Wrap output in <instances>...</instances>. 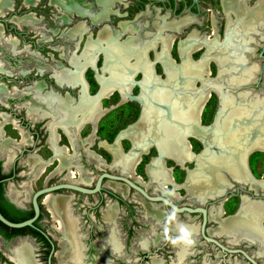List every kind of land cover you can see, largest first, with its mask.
Wrapping results in <instances>:
<instances>
[{
    "label": "flooded vegetation",
    "instance_id": "1",
    "mask_svg": "<svg viewBox=\"0 0 264 264\" xmlns=\"http://www.w3.org/2000/svg\"><path fill=\"white\" fill-rule=\"evenodd\" d=\"M229 2L235 4H238L239 2L240 5H245L247 0H228V3ZM258 2L259 0H254L251 5L246 4V7L253 6ZM263 2L264 0L262 3ZM214 3L215 0H0V104L3 106L0 109L8 112L11 119L14 121V126L12 128L15 129L19 135L18 142H25L26 139H28L26 141L31 142L29 149H22L20 151L19 156L17 157V162L16 160L13 161V165L19 164L20 161L22 165L28 166L25 164V159L29 155L36 154H28L23 159H20V157L23 151H30V149L36 150L33 145L39 141V137L43 136L40 134L39 130L44 128L47 135L44 142L51 153V158L46 164H44L45 162L38 163L37 167L42 165L46 166L56 162L52 170L45 174V179L49 175L55 173V170L57 172L66 168L67 170L66 173H64V177L67 181L65 182H75L70 178L68 171L70 160L66 157H69L70 155L63 150L64 146H61L58 143L60 141V135H62L66 138L68 146L72 145L73 148L76 146L80 147V145L85 146L82 143V139L86 138L92 131L91 124L84 123L83 127L85 125L89 126L88 133L84 137H77V134L83 128L82 126L80 129L78 128L80 119H78L79 121L75 119V122L73 123H70L69 120L82 115V108L78 106L80 98L91 97L94 100L98 99L96 94L100 92V83L97 80L96 74L101 73L104 63V51L107 49L98 47L90 50L89 53H85L86 44L94 43L98 38L99 31L103 28H106L109 36H112L116 41H126L130 35V31H128L126 27H128L127 25H130V27H136L137 30L136 33H133L136 35L131 39L132 42L130 40L128 41L131 42V46L139 45L142 47L143 45H146L153 38L155 27L152 23L154 21L149 22L147 23V26H144L153 29L152 33H150L144 30L139 32L141 29L140 26L137 25L136 20L142 14L143 16L148 17L151 10L163 11L164 14L168 13L177 17L176 19L166 21L179 20L181 19V16L186 13L187 15L182 16V18H192L190 24H194L196 27V29H194L199 34H201L199 30L203 28L199 26V23L201 22L200 20H203V14L207 11L206 27L209 31L207 34H210L212 16L215 17L214 11H211ZM217 3L220 7V12L223 15V18L227 20L228 15L224 12L222 0H217ZM204 6L210 8H204ZM228 12L231 19L235 18V15L233 16L231 11ZM262 17L264 18V14ZM161 19H165V16H160L155 21H161ZM120 22L124 24V27L120 26ZM183 28L186 27L182 26L181 29ZM72 29L73 32L71 31ZM168 31L176 32L170 29ZM179 33L180 32H178V34ZM263 43L258 51L260 57L264 56ZM144 48L145 46L141 49L144 50ZM149 52H151V50ZM128 60V62L132 61L133 57L128 56ZM31 61L33 62L31 63ZM87 71H91L92 80L97 88L93 92H89L90 85L85 77ZM104 75H106V73ZM133 76L129 79L131 83L136 80H141V78L134 79ZM71 78H74V81L69 82V79ZM257 81L260 82V79ZM83 84L87 89H84ZM134 86H136V84H134ZM13 94L18 95V97ZM101 99L105 98L102 97ZM116 102L118 103V100ZM14 103H20L21 106L23 105V116H17L13 112L11 106L15 105ZM117 105L118 104L115 106ZM115 106L112 105L107 107L105 112L115 108ZM102 107L104 108V106ZM213 113L210 115L209 120L212 118ZM27 116L29 118L32 116L31 118L34 119L43 117L46 118V121L41 125H35L37 131L32 129V126L34 125H30V123L26 121ZM54 128L59 130V133H57ZM119 129H117L113 135ZM20 131L21 133H19ZM96 132L97 126L95 133ZM96 137L98 138L97 135ZM112 137L108 140L109 142H111ZM189 140L192 141L193 139ZM122 141L121 148L125 150L127 147L124 148L122 146ZM97 143L98 141L93 144L98 146ZM50 144H53L54 146H50ZM191 147L193 151L200 149V145L199 148H194L193 145H191ZM57 148H60V153H58V155L65 159L62 166L58 163ZM153 148H149L147 153L141 156L140 163L138 164L141 165V171L145 178V180H142L143 184L138 182L135 178V176H138L142 179L140 175L136 174L135 169L138 165L135 166L132 175H125L123 173L121 175L126 176L131 181L140 185V187L144 188L149 195H162L175 206H187L191 208L200 207L205 209V221L203 225L204 235L217 240L227 248L242 249L258 263L264 264V249L257 241H248L244 237H241L235 242H230L229 237L219 229L222 222L234 221L236 219L235 215L239 205L240 196L244 195L249 199L264 202L263 191L258 186L254 187L247 183L237 182L223 173L226 188L214 197H207L202 201H198L194 197L187 195L186 192L182 190L183 188L179 187L184 178V169L191 168L192 164L184 163L183 166H177L169 160H164V165L170 168L172 180L178 187H173V184L170 183L165 186L166 190H163L162 188L164 187H162L161 184L149 180L145 175L146 173H144V165L146 161H150V159L157 154ZM67 150H69L68 147ZM254 152L264 154V152L260 151ZM86 153L89 155L88 151H86ZM89 156L93 157L91 155ZM248 157L246 165L249 174L254 178L264 177V168L260 169L259 177L253 175V172L249 168ZM39 161L40 158H37L33 165H36ZM98 161L101 162V160ZM111 162L112 160L108 162V164L110 165ZM37 167L34 170V177L36 175V170L38 169ZM114 168L116 169V172L107 169L97 172L96 176L101 172L114 174L121 173L117 170L118 168H116V166H114ZM173 170H179L181 172L182 175L179 179L174 174L175 172ZM44 172L45 170L43 173ZM43 173H40L39 176ZM15 174L14 168L5 170L4 165L0 161V183H2L3 186L1 195L6 203L12 205L15 209L27 211L28 215L26 218H28L32 215L30 202H28V205L26 206L23 203L18 202V200L12 197L9 193V190H11V184H9V181L13 179ZM96 176L90 186H80L87 188L93 187ZM77 178H81L83 181L76 182H88V179L86 178ZM56 183L63 182L46 183V185ZM107 183L112 184L113 187L107 185ZM46 185L44 182L40 187ZM145 185L148 188L144 187ZM64 190L69 189L57 190L55 196H63L64 194L60 192ZM152 190H156V193ZM46 195H40L37 198L39 213L37 218L33 221L34 227L26 226L18 228V231L14 234L9 230H3L0 232V264H139L146 259L153 264L166 262L167 264H182L187 260V257L192 254L195 256V259L202 261L201 257L203 258L207 255L204 254L203 251H207L208 248L213 252L212 257L214 263H248L240 253L222 252L213 242L205 241L203 239L200 234V225L202 222V214L200 211L192 213L185 211L178 212L177 220L169 222L166 219L172 210L169 206L159 202H150L133 188L120 181H113L107 178H102L100 190L98 192L88 194L97 196V211L103 218L99 226H95L96 240L94 242L89 239L86 245L83 243L82 235L79 232L80 223H78L77 219L72 214L68 204V197L64 195L67 197L65 204V207H67L66 213L70 218L73 217V226L68 227L65 225L66 247L62 254V259H59L57 254L62 251L59 242L63 235L58 230L56 221L51 217L50 212L43 204V198ZM132 196H138V198L143 199L141 212L144 214L143 225H146L147 228L143 229L145 231L139 242H135V234L133 233L136 220L133 216L134 205L129 201V198ZM131 201L139 203L133 199H131ZM152 205H157L158 207H153ZM212 205H219L221 207V213H214L210 216V212L208 213V211ZM109 206H114L116 212H114L109 218H106L104 210ZM42 209L47 212L49 221L55 223L54 226L48 224L47 227L58 234V240L48 232L44 224H41L43 218ZM180 222H183V224L188 225L193 229V238L196 240L194 246L186 247L179 244L173 245L171 243V238L178 235V229L181 227ZM92 226L90 230L92 229ZM260 226L264 228V219L260 221ZM166 229L167 232L165 231ZM89 236L91 237L90 233ZM164 247H169L172 255L164 254L162 252ZM22 248L26 251V260L19 253ZM180 251H183L182 255L180 254ZM93 252H95V254H93ZM201 254L204 255L201 256ZM64 255L66 256L65 258ZM203 263L207 264L205 261L201 262V264Z\"/></svg>",
    "mask_w": 264,
    "mask_h": 264
},
{
    "label": "bare ground",
    "instance_id": "2",
    "mask_svg": "<svg viewBox=\"0 0 264 264\" xmlns=\"http://www.w3.org/2000/svg\"><path fill=\"white\" fill-rule=\"evenodd\" d=\"M262 1L259 0L253 6L246 7V4L241 3L242 5H240L239 2L235 4L233 2L228 3V0H222L224 12L228 15L224 39L222 40L216 33L214 16L211 20L212 35H201L193 29L184 40L179 39L178 41L177 36L173 33L178 34V32H181L182 26L189 25L192 18H182L181 16L179 20L168 22L162 20L163 23L154 22L155 32L153 38L149 43L142 46H145L144 50L139 45L131 46V39L134 37L131 33L137 31L134 26L127 25L126 28L130 31V35L126 41L122 42L109 36L106 28L100 29L97 40L94 43H87L84 51L89 53L94 48H107L104 51V63L101 73L96 74L100 83V92L96 94L98 99L80 98L78 106L82 108V118L80 115V118L76 115L77 117L69 120L70 123H73L75 119H80L79 129L81 126L83 127L84 123L91 124L92 131L82 140L84 145L90 146L98 141V147L112 156L111 165L116 166L117 170L121 172L120 174L125 175H132L135 166L140 163L141 156L145 155L149 148L154 147L157 154L146 165V173L149 180L161 184L164 187L163 190H166L165 186L170 183L173 184V187H178L172 180L170 168L164 165V160L170 159L178 166H183L186 161L192 162L193 167L191 169L185 168L186 174L179 187L184 188L187 195L198 201H202L207 197H214L226 188L223 173L237 182L242 181L258 186L264 193V177L261 179L252 177L245 166L247 157L252 152H264V112L262 111L264 100L259 99V95L253 94L247 89L230 93L221 91L219 88L224 85L231 88L244 85L251 81L255 70H257V66L254 63H248L244 55L243 69L252 66L256 69L244 71L238 61L241 53L245 54L248 51L247 45L251 40L250 34L259 32L262 27L260 24L264 23L262 17L264 2L262 3ZM228 11H231L235 18L231 19ZM119 24L124 27L123 23L120 22ZM169 29L176 32L167 33L166 31ZM71 31L73 32V29ZM259 35L264 40V34L261 31ZM129 40L131 42H128ZM176 44L180 62L175 61L170 54L171 47H175ZM150 50L154 52V60L149 56ZM200 50L203 51L200 59L193 60L192 54ZM128 56L133 57V60L128 62ZM210 59L216 63L218 69L228 71L232 74V77L226 81L229 73L218 72L217 76L208 78L207 76L211 75ZM157 63L161 64L166 76L160 88H154V84L157 83L154 67ZM233 66H237V69H234ZM120 67L128 68L126 76L119 75ZM138 71L142 73V79L138 80V84L135 83L137 80L131 83L129 79L136 75ZM105 73L113 77V80L105 81ZM74 78L69 79V82L74 81ZM197 80L200 83L199 87L194 84ZM262 81L264 87V79ZM217 82L220 85L217 86L215 84ZM134 84L141 88L137 94H132ZM211 90L218 93L220 106L214 120L205 125L202 124L201 113L210 97ZM116 92L120 94V103L132 100L137 102L141 108L137 119L132 124L120 129L114 141L109 142L97 138L95 131L99 119L107 110L102 107L101 98L107 99ZM189 136L197 137L202 142L203 147L200 151L196 153L192 151L188 140ZM124 138L130 141L127 152H123L121 148V140ZM53 144H50V146H54ZM57 149L58 163L62 166L65 159L58 155L60 148ZM63 150L68 154L66 147H63ZM90 151H88L89 155L101 160ZM37 158H39L37 155H29L25 159V164L32 167ZM66 158L70 160L69 157ZM44 167L45 165L37 167L35 177L43 173ZM68 171L72 180L75 182L83 181L75 176L74 171L70 169ZM135 178L143 184L140 177L135 176ZM107 185L113 187L110 183H107ZM159 188L161 189L160 186ZM66 199L67 197L64 195L55 196L51 194L43 198L44 206L56 221L58 230L63 235L59 242L62 247V251L57 254L59 259H62L66 247L65 225L68 227L73 226V217L70 218L66 213ZM114 212H116V209L113 206L104 210L106 218L112 216ZM208 213L210 216L214 213L219 214L221 213V207L212 205ZM235 216L234 221H225L219 226L223 233L229 238L231 237L230 242H235L244 237L248 241H257L264 249V228L260 226V221L264 219V202L242 196L241 204L237 208ZM20 251L19 253L26 260L25 249L22 248ZM180 254L182 255L183 251Z\"/></svg>",
    "mask_w": 264,
    "mask_h": 264
},
{
    "label": "rangeland",
    "instance_id": "3",
    "mask_svg": "<svg viewBox=\"0 0 264 264\" xmlns=\"http://www.w3.org/2000/svg\"><path fill=\"white\" fill-rule=\"evenodd\" d=\"M253 2H254V0H247L246 4L251 5ZM204 8H210V7L204 6ZM211 11H214V15H215L216 33H217L218 37L220 38V40H222V39H224L226 20H224L223 15L220 12V7L217 3V0H215V3L213 4ZM204 13L205 14H203V20H200L201 22L199 23V26L203 27L202 29L199 30L201 35L207 34L209 32L208 28L206 27L207 26L206 14L208 12L205 11ZM184 15H187V14L184 13ZM184 15H182V16H184ZM160 16H165V19H161V21H155ZM176 18L177 17H174L168 13L164 14L163 11L151 10V13L149 14L148 17L143 16V14L140 15V17L136 20V23H137V25L140 26L141 30L139 29L140 30L139 32L144 30L146 32L148 31V32L152 33L153 29H150L149 27H144V26H147V23L153 22V21L157 22V23H163L162 20L166 21V20H171V19H176ZM166 22H168V21H166ZM211 25H212V23H210V28L212 27ZM261 25H262V27L259 29V32L257 31V33H255V34H253V33L250 34L251 40L247 45L248 51L245 54H243V52L241 53L238 62L241 63V66H242V64L244 62V60H243L244 59L243 55H244L246 58V61L248 63H254L257 66V70H255V73H254L251 81L247 82L244 85L248 91H251V93H253V94L259 95L260 96L259 99L264 100V87H263V81H262L264 79V58L260 57L258 55L259 48L264 41L259 35L260 31L264 34V23L260 24V26ZM185 27L186 28H183L179 34L173 33L177 36V41L179 39L184 40L186 38V36L194 28L196 29L194 24L185 25ZM166 32L169 33L170 31H166ZM212 33H213V31L211 29V33L208 35H212ZM131 34L133 36L136 35L133 33H131ZM137 37H138V33H137ZM202 52L203 51L200 50L199 52L193 53L192 54L193 60L200 59ZM170 54L175 59V61L180 62V56H179L177 44L175 47L174 46L171 47ZM149 56L152 60H154L155 55H154L153 51H151L149 53ZM210 60H211V62H210L211 75L207 76L208 78H212V77L217 76L218 72L229 73L228 71H223V70L218 69L216 63L212 59H210ZM32 62L33 61H31V63ZM237 66L236 67L233 66V68L237 69ZM154 68H155L154 73H156V77H157L156 78L157 83L154 84L155 85L154 88H160L161 87L160 85L164 83L166 76H165L164 71H163V69L159 63H157ZM242 69H243V66H242ZM254 69H256V68L254 66H252V67L244 68L243 70L245 71V70H254ZM126 70H128V68L126 69L124 67H120V69L118 71L119 75L120 76L121 75L126 76L127 72H128V71L126 72ZM85 77H86V79L90 85V88H89L90 91L89 92H93L97 88H96L95 83L92 80L91 71H87L85 73ZM107 77H108V79H107ZM159 77H161V78H159ZM231 77H232V74L229 73V76L227 77L226 81ZM258 77L260 79V82L257 81ZM139 78L142 79V75L140 72H138L137 75L134 76V79H139ZM104 80L105 81H112L113 77H111L110 75L107 74L105 76ZM194 84L197 87H199L200 83L197 80V81H195ZM215 84L217 86L220 85V83H218V82ZM233 88H235V87H233ZM140 89L141 88L139 86H137V85L134 86L132 89V94L139 93ZM13 90H14V88H13ZM216 93L217 92H215V91H212V90L210 91V97H209L208 101L206 102V104L202 110V113H201L202 124L207 125V124L211 123L215 118V115H216L218 108L220 106V97H219L218 93L217 94ZM13 95H15V94H13ZM15 96L18 97V95H15ZM120 98H121L120 94L116 92L113 95H111L109 98L102 99V106H104V108L110 107L112 105L115 106L116 104H118V105L115 106V108L110 109L109 111L105 112L101 116V118L99 119V121L97 123V132H96V135L98 136V138H103V139L108 141L117 129H119V128L122 129V127H125L124 125L126 123H129L134 119V117L137 113V110H138V115H139L141 107L139 106V104L137 102L132 101V100H126V101L120 103L121 102ZM117 100H118V103L116 102ZM14 104L15 105L11 106V109L13 110V112L17 116H19V115L23 116L24 115L23 105L21 106L20 103H14ZM1 107H3V106L0 104V108ZM215 107H216V109H215ZM262 111L264 112V107L262 108ZM212 113H213L212 118L209 120L210 115ZM26 121H28L30 123V125H34V126H32V129L37 130L35 125L43 124L46 121V118L41 117L39 119H37V118L34 119L31 117L29 118L27 116ZM13 125H14V121L11 119V116L8 114V112L2 111L0 109V131H1V135H0V161L4 165L5 170H9L11 168H14V172L16 173L13 176V179L11 181H9V184H11V190H9V193L11 194L12 197L16 198L18 200V202H21L27 206L28 202H29L30 193L34 189L40 187L44 182L46 185V183L67 181L64 177V173H66L67 169L66 168L61 169V170L57 171L56 173L49 175L45 179V174L48 173L49 171H51L53 166H55L56 162H54V163H51V164L46 165L44 167L45 172L43 174H41L37 178L34 177V170L38 166V163H40V162L44 163L45 162L44 164H46V163H48V160H50V158H51V153L47 149V146L44 142L45 138L47 136L44 128L42 130H39L40 134H42L43 136L39 137L38 138L39 141L37 143H34V145H33V146H35L36 150L30 149V151H23V153L20 157V159H23L26 155L34 153L40 158V161L37 162L36 165H33L32 167L22 165L20 163V161H19V164L13 165V161L16 160V162H17V157L19 156L20 151L22 149H29L30 145H31V142H28V141L18 142L19 141V135L17 134V131L12 128ZM88 130H89V126L85 125L82 128V130L77 134V137H84L88 133ZM55 131L57 133H59V130L55 129ZM84 139H82V140H84ZM189 139H193L195 141H193V140L190 141ZM122 140H124V141H122ZM122 140H121L122 146L124 148L127 147L125 150H123V152H127V150L130 147V141L127 138H124ZM188 140H189L190 144L193 145L194 148H199V145H200V149H198L197 151L192 150L193 152L196 153L202 149L203 144L197 137L189 136ZM82 143L84 144V142H82ZM58 144L66 147V148L67 147L69 148L68 154L70 155L69 156L70 162L68 164V169L74 171L76 177H83V178L88 179L87 183H82V182L81 183L80 182H73V183L83 185V186H90L92 184L97 172L102 171V170H107V169H109L110 171L116 170L114 168V166L111 165L112 162L110 165L108 164V162H110L112 160V156L107 151H105L104 149L99 148L97 145H94V144L90 145V146L80 145V147L76 146L75 148H73L72 145L68 146L66 138H64V136H62V135H60V141ZM153 149L155 152H157L155 148H153ZM87 150L88 151L91 150L90 151L91 153H93L96 156H98L99 158H101V162L98 161L99 159L96 160V158H93V157H90L89 155H87V153H86ZM144 160H145V158H144ZM166 160H169L173 164H175L170 159H166ZM248 160H249V168L253 172V175L255 177H259L260 169L264 168V154L254 152V153L249 155ZM148 163H149V161L148 162L146 161V163L144 165V173H146V165ZM185 163H190V164H192V167H193L192 162L186 161ZM135 170H136V174L140 175L142 177V180H145V178L142 174V171H141V165H138ZM173 171L175 172L174 174L179 179L182 175L181 172L179 170H173ZM185 174H186V171H185ZM185 174H184V177H185ZM145 175L147 178H149L147 173ZM261 178H263V176ZM261 178H257V179H261ZM242 183H245V182H242ZM251 186H253V185H251ZM144 187H147V186L145 185ZM182 190H184V192H186L184 188ZM253 190H255V189H253ZM152 191H154V193H156V190H152ZM60 193L66 195L68 197V200H69L68 204L70 206V210H71L72 214L74 215V217L77 219L78 223H80L79 232L82 235L83 243L86 245L87 241L89 239H91L94 242L96 240V231H95L96 227L95 226H99V224L101 223V220L103 219L102 216L97 211V207H96L97 196L96 195H88V194H80V193H77V192H74L71 190H64V191H61ZM242 196H244V195H242ZM242 196H240V198H239L238 207L241 204ZM129 199H130L129 201L134 205L133 216H134L136 222L134 225V232L133 233L135 234V242H139V241H141V238L143 236V232L145 231L143 229L147 228L146 225L145 226L143 225V223H144L143 222L144 221L143 215L144 214H142V212H141L143 199L138 198V196H132ZM131 199L139 202L140 204L136 203V202H132ZM153 206H156V205H153ZM42 215H43V218L41 220V224H44L46 229L48 230V232L54 238H57V240H58V238H59L58 234L47 227L48 224H52L54 226L55 223H53V221H49L48 214L43 209H42ZM88 219H89V221H88ZM92 224H93V226H92ZM91 226H92V229L90 230ZM89 233L91 234V237L89 236ZM229 239L231 240V237ZM164 250H165V252H164ZM162 252L164 254L172 255V253H170L169 247H164ZM203 253L207 254V255L204 256L203 258L201 257L202 261H205L207 264H221L219 262L214 263L213 257H212L213 252H211V250L209 248L207 251L206 250L203 251ZM93 254H95V252H93ZM204 254H201V256ZM205 257H210V258H205ZM202 261L195 259V256L192 254V255H189L187 257V260L185 262H183L182 264H201ZM139 264H153V263L149 262V260L146 259L145 261H142ZM156 264H167V262L166 263H156ZM239 264H246V263L241 262Z\"/></svg>",
    "mask_w": 264,
    "mask_h": 264
},
{
    "label": "water",
    "instance_id": "4",
    "mask_svg": "<svg viewBox=\"0 0 264 264\" xmlns=\"http://www.w3.org/2000/svg\"><path fill=\"white\" fill-rule=\"evenodd\" d=\"M264 46V43L263 45ZM264 58V56H263ZM259 80V77L258 79ZM136 84H138V81L135 82ZM221 91H228L230 93H236V91L242 90V89H246L245 85H241V86H237L235 88H231V87H227V86H220L219 87ZM138 116V112L134 118V120H132L130 123L128 124H132ZM126 124V125H128ZM125 125V126H126ZM124 128V127H122ZM120 130V129H119ZM118 130V131H119ZM118 131L113 135L111 142L113 141V139L115 138L116 134L118 133ZM246 169H247V165ZM191 169V168H189ZM102 178H107L113 181H120L122 183H124L125 185L133 188L136 192H138L142 197H144L145 199H147L150 202H159L162 203L164 205L169 206L171 209L172 208H177L179 209V212L185 211L188 213H192V212H197L200 211L202 214V222L200 225V234L203 237V239L205 241H209V242H213L216 246H218L220 248V250L222 252H227V253H240L247 261V264H260L258 263L253 257H251L248 253H246L244 250L239 249V248H227L225 246H223L222 244H220L217 240L212 239L206 235L203 234V225H204V221H205V209L200 208V207H187V206H175L171 201H169L168 199H166L165 197H163L162 195H149L144 188L140 187V185H138L137 183H135L134 181H131L129 178H127L124 175L121 174H114V173H109V172H101L96 176V179L94 181L93 187L91 188H87V187H83L71 182H63V183H56V184H49L43 187H40L36 190H34L32 192V194L30 195V208H31V212L32 215L22 221H18V222H13V221H9L6 218H4L2 216V214L0 213V223L3 224L4 226L8 227V228H21V227H34L33 225V221L37 218L38 213H39V206H38V202H37V198L40 195H46V194H52L55 195V192L57 190L60 189H69V190H74L80 193H85V194H93L95 192H98L100 190V183ZM184 179V178H183ZM183 182V180H182ZM181 182V183H182ZM165 201H167V203H165ZM172 264V263H171ZM180 264V263H178Z\"/></svg>",
    "mask_w": 264,
    "mask_h": 264
},
{
    "label": "clouds",
    "instance_id": "5",
    "mask_svg": "<svg viewBox=\"0 0 264 264\" xmlns=\"http://www.w3.org/2000/svg\"><path fill=\"white\" fill-rule=\"evenodd\" d=\"M167 203V201H165ZM179 209L172 208L170 214L167 216V221H176L178 216ZM181 223V227L178 229V235L171 238V243L173 245H182L186 247L194 246L196 244V240L193 238L194 234L192 229L188 226ZM167 232V229L165 230Z\"/></svg>",
    "mask_w": 264,
    "mask_h": 264
},
{
    "label": "trees",
    "instance_id": "6",
    "mask_svg": "<svg viewBox=\"0 0 264 264\" xmlns=\"http://www.w3.org/2000/svg\"><path fill=\"white\" fill-rule=\"evenodd\" d=\"M2 189L3 186L2 183H0V213L2 214V216L7 220L13 222H17L25 219L28 215V212L15 209L12 205L6 203L5 199L1 195ZM3 230H9L13 234L18 231V229L8 228L0 223V232H2Z\"/></svg>",
    "mask_w": 264,
    "mask_h": 264
}]
</instances>
